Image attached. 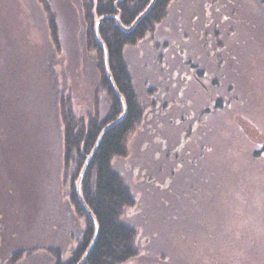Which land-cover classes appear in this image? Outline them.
<instances>
[{
	"label": "rangeland",
	"instance_id": "374dc122",
	"mask_svg": "<svg viewBox=\"0 0 264 264\" xmlns=\"http://www.w3.org/2000/svg\"><path fill=\"white\" fill-rule=\"evenodd\" d=\"M47 1L60 47L40 0H0V264L73 256L86 222L64 172L60 98L85 117L110 104L84 43L86 0ZM125 55L145 114L129 155L113 162L136 198L123 219L139 254L124 264L253 263L245 234L264 211V0H174ZM22 249L34 251L15 257Z\"/></svg>",
	"mask_w": 264,
	"mask_h": 264
},
{
	"label": "trees",
	"instance_id": "16d2710c",
	"mask_svg": "<svg viewBox=\"0 0 264 264\" xmlns=\"http://www.w3.org/2000/svg\"><path fill=\"white\" fill-rule=\"evenodd\" d=\"M40 1L46 7V13L51 21L50 33L53 43L60 47L55 15L47 0ZM173 1H85L87 18L85 19L84 43L86 48L91 49L95 54L100 73L98 93L105 92L110 104L104 117L101 116L99 107L85 117L76 115L67 97L60 98L59 116L63 128L66 167L64 172L72 173L69 186L70 199L84 216L86 228L78 247L75 248L69 260L63 259L60 250H53L54 264H78L95 235L94 222L80 202L77 182L78 175L92 153L101 132L123 113L122 102L112 85L110 76L125 99L127 112L121 122L105 132L82 183V195L99 224L96 242L82 264H124L139 254L137 229L123 219L126 209L136 203V198L129 184L113 165L116 157L129 155V140L140 126L145 114V108L140 102L125 53L127 46L137 45L165 21ZM99 19H101L99 34L102 42L98 40L95 31L96 22ZM104 46L107 50V58ZM220 105L219 99L217 106ZM255 154L259 157L263 156L264 148L255 150ZM260 202L264 204V197ZM259 212L254 217L260 218V227L251 226L250 232L245 234V241L249 240L253 246L250 248L253 263L247 264H264V211ZM33 251L22 249L14 255L20 258L23 254L30 255Z\"/></svg>",
	"mask_w": 264,
	"mask_h": 264
},
{
	"label": "water",
	"instance_id": "95a60500",
	"mask_svg": "<svg viewBox=\"0 0 264 264\" xmlns=\"http://www.w3.org/2000/svg\"><path fill=\"white\" fill-rule=\"evenodd\" d=\"M101 22V19L97 20L96 22V26H95V31H96V35H97V38L99 41L102 42V39L100 37V34H99V24ZM104 49H105V54H106V58H107V50H106V47L104 46ZM106 65H107V62H106ZM110 79H111V82H112V85L118 95V97L120 98L121 102H122V105H123V113L122 115L117 119L115 120L114 122L110 123L108 126H106L103 131L101 132L98 140H97V143L92 151V153L88 156L87 160H86V163L81 171V174H80V177L78 179V182H77V188H78V193H79V197H80V202L82 204V206L84 207V209L88 212V214L90 215V217L92 218L93 222H94V225H95V235H94V238H93V241L90 243L85 255L83 256L82 260L78 263V264H82V262L85 260V258L88 256V253L90 252L91 248L94 246L95 242H96V239L98 237V234H99V224H98V221L97 219L95 218L94 214L92 213V211L90 210L89 206L87 205L83 195H82V183H83V180H84V177H85V174L89 168V165L91 163V160L93 158V156L95 155L97 149H98V146L105 134V132L112 126H114L115 124H118L119 122H121L123 119H124V116L127 112V106H126V102H125V99L124 97L120 94L113 78L110 76Z\"/></svg>",
	"mask_w": 264,
	"mask_h": 264
},
{
	"label": "snow or ice",
	"instance_id": "6c2138e0",
	"mask_svg": "<svg viewBox=\"0 0 264 264\" xmlns=\"http://www.w3.org/2000/svg\"><path fill=\"white\" fill-rule=\"evenodd\" d=\"M141 15H143V13H141Z\"/></svg>",
	"mask_w": 264,
	"mask_h": 264
}]
</instances>
